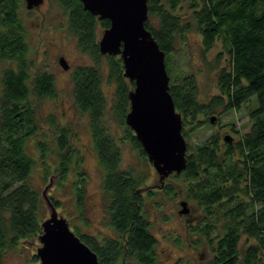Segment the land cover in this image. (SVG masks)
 Instances as JSON below:
<instances>
[{
  "label": "trees",
  "instance_id": "obj_1",
  "mask_svg": "<svg viewBox=\"0 0 264 264\" xmlns=\"http://www.w3.org/2000/svg\"><path fill=\"white\" fill-rule=\"evenodd\" d=\"M56 3L66 15L69 31L76 36L77 48L93 61L72 71V95L77 109L89 118L101 167L108 224L119 238L98 242L76 228L74 233L103 264H117L122 256L131 255L137 264H155L156 239L147 219L145 196L140 194L145 176L135 168L133 172L121 169L118 144L102 121L105 100L101 91V58L106 59L109 80L117 87L114 110L120 121L125 122L129 110L127 94L131 90L128 87L134 84L129 80L126 83L120 56L99 52L97 28L109 27V20L98 19L84 10L79 0ZM182 3L183 0H147L144 25L164 52L168 91L182 116L184 138L189 139L200 129L208 115L217 117L213 114L217 107L220 113H227L239 111L253 98L256 104L249 109L248 131L235 142L223 138L221 159L218 136L187 144L186 167L181 176L187 198L196 201L203 211L201 221L188 235L198 233L200 239L192 243L202 242L210 249L209 264H264V0H189L190 13L181 17L176 12ZM24 5L23 0H0V255L4 249L14 248L20 239L37 238L45 213L42 194L29 182L34 160L27 153L26 144L40 129L36 101L56 97L55 80L45 70L31 72L21 17ZM190 31L200 36L202 51L221 39L228 56L227 66L216 64L219 94L208 103L197 99L195 76L182 74L171 63L175 39L182 41ZM125 133L145 160V153L128 126ZM56 138L63 174L68 162L78 154L72 151L63 128ZM36 148L44 155L47 145L37 141ZM84 176L83 172L74 193L80 217ZM148 192L152 204L158 206L152 198L155 193ZM50 200L54 205L55 200Z\"/></svg>",
  "mask_w": 264,
  "mask_h": 264
},
{
  "label": "rangeland",
  "instance_id": "obj_2",
  "mask_svg": "<svg viewBox=\"0 0 264 264\" xmlns=\"http://www.w3.org/2000/svg\"><path fill=\"white\" fill-rule=\"evenodd\" d=\"M189 13V0H183L176 14L183 17ZM21 17L27 33V59L31 65V72L40 69L51 73L54 76L56 92L55 98H45L36 101L35 104L41 122L40 129L26 144V151L34 160L29 182L41 195L45 185L51 180L52 185L47 195L49 199L51 197L55 200L57 214L66 219L73 232L76 228L80 233L96 238L98 242L105 239L117 240L119 236L108 224V215L105 211L101 167L92 143L89 118L77 109L72 95V71L77 66L91 65L93 61L87 53L77 48L76 36L69 31L66 15L59 8L56 0H44L40 6L30 10L24 5ZM102 33L103 29L98 27L97 38H100ZM175 40V50L171 58L173 67L182 74L195 76L197 99L201 103H208L212 97L219 94L218 66H227L228 63L223 41L216 40L210 49L202 51L200 36L194 31L186 33L182 41L178 38ZM60 57L66 60L67 70H63L59 65ZM100 70L101 91L105 100L102 121L118 144L120 167L122 170L130 169L132 172L135 168L145 176L140 194L145 196L147 219L151 233L156 239L155 264H209L208 260L212 257L210 249L202 242L200 245L192 243L200 239L198 233L188 235V232L201 221L202 208L196 201L187 198L181 173L173 172L161 184L157 172L146 155L144 160L133 148L130 135L127 136L125 133L128 125L115 115L117 87L113 80H109L104 57L101 58ZM125 80L129 83L128 79ZM255 105L253 98L242 105L239 111L220 113V108L217 107L213 113L217 116L215 121L211 123L209 117L212 114L208 115L205 118L207 122L201 123L200 129L191 134L189 139L185 138L186 143L198 144L204 142L210 135L218 136L221 159L225 148L224 136L230 135L232 142H235L245 134L250 127L249 109ZM48 119H53V122H48ZM62 128L70 139L69 145L72 151L75 150L78 154L68 162L63 174L60 170V148L57 142H54ZM44 134L46 136H43ZM37 141L46 143L47 150L44 155H40V151L36 148ZM83 172L85 173V182L81 186L84 189L83 202L81 201L83 215L80 217L74 193L80 186L79 179ZM148 191L155 193L152 198L156 200L158 206L152 204V200L147 196ZM165 191L170 194H166ZM182 200L187 202L188 212L181 215L178 211L182 208L180 206ZM44 206V219H46L49 217V209L45 204ZM124 236L125 234L121 241ZM36 239L28 241L20 239L14 248L4 249L0 255V264H39L35 253L41 244ZM117 264L137 263L131 255L122 256L117 260Z\"/></svg>",
  "mask_w": 264,
  "mask_h": 264
},
{
  "label": "water",
  "instance_id": "obj_3",
  "mask_svg": "<svg viewBox=\"0 0 264 264\" xmlns=\"http://www.w3.org/2000/svg\"><path fill=\"white\" fill-rule=\"evenodd\" d=\"M26 9L40 6L44 0H23ZM84 10L100 19H108L98 47L102 55L120 56L123 76L133 82L128 92L129 110L125 123L133 131L148 161L163 180L173 172L179 174L186 167L187 143L182 135V116L176 111L170 95L169 76L165 69L164 52L145 28L148 17L147 0H79ZM59 65L68 69L63 57ZM215 116L209 118L214 122ZM225 141L231 136L225 135ZM51 178V177H50ZM51 180L42 190V198L49 209V217L41 224L36 249L39 264H103L59 216L47 192ZM182 200L179 214L188 212Z\"/></svg>",
  "mask_w": 264,
  "mask_h": 264
},
{
  "label": "flooded vegetation",
  "instance_id": "obj_4",
  "mask_svg": "<svg viewBox=\"0 0 264 264\" xmlns=\"http://www.w3.org/2000/svg\"><path fill=\"white\" fill-rule=\"evenodd\" d=\"M94 16H96V15H94ZM98 19H100L98 16H96Z\"/></svg>",
  "mask_w": 264,
  "mask_h": 264
},
{
  "label": "bare ground",
  "instance_id": "obj_5",
  "mask_svg": "<svg viewBox=\"0 0 264 264\" xmlns=\"http://www.w3.org/2000/svg\"><path fill=\"white\" fill-rule=\"evenodd\" d=\"M64 70V69H63ZM67 70V69H66Z\"/></svg>",
  "mask_w": 264,
  "mask_h": 264
}]
</instances>
